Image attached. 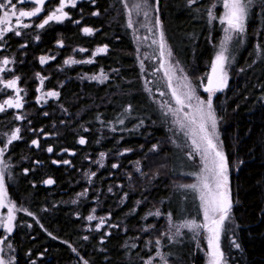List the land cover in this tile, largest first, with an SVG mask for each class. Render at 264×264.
Segmentation results:
<instances>
[{
	"label": "trees",
	"instance_id": "obj_1",
	"mask_svg": "<svg viewBox=\"0 0 264 264\" xmlns=\"http://www.w3.org/2000/svg\"><path fill=\"white\" fill-rule=\"evenodd\" d=\"M207 1L157 0L156 13L175 61L195 78L208 71L222 31L217 23L208 21ZM114 4L112 0L81 1L68 8L69 18L36 31L37 39L29 36L21 50L16 48L24 40L6 37L20 61L15 73L29 91L31 113L20 125V138L8 144L5 154L8 193L31 213H19L10 236L13 264H143L155 248L146 249L150 234L142 235L141 230L152 224L155 230L162 229L169 214L173 221L191 216L189 211L198 214L194 192L184 193L176 186L187 179L179 170L192 172L187 158L166 141L161 111L141 82L133 37L124 27L123 16H115L119 5ZM85 27L94 32L85 34ZM58 41L63 42L61 47L56 46ZM100 45H106L108 51L95 62L66 68L62 78L54 71L75 54L74 48H85L89 55ZM235 48L231 88L214 101L232 170L231 225L235 245H239L226 250L231 264H264V0L253 3L244 42ZM47 53L56 58L48 64L51 77L46 87L62 84L57 100L39 106L34 102V76L44 72L38 57ZM101 69L111 72L107 80L99 83L89 78ZM141 123L143 127L134 129ZM18 124L13 110L0 112V145ZM38 130L45 137L36 135ZM36 138L38 147L31 144ZM153 146L159 148L151 152ZM121 150L126 151L119 160L121 166L125 161L142 160L152 169L145 182L136 180L125 193L116 188L119 179L112 174V165L118 160L110 157ZM99 153H106L108 161L98 170L91 167L96 171L95 186L87 198L77 200L85 188L83 173ZM125 177L120 176V181L129 187ZM47 179L54 183L45 184ZM94 198L102 213H109L125 230L117 228L108 235L85 230ZM157 210L158 217L154 215ZM169 255L175 264H203L200 253H194L187 242L170 246Z\"/></svg>",
	"mask_w": 264,
	"mask_h": 264
},
{
	"label": "rangeland",
	"instance_id": "obj_2",
	"mask_svg": "<svg viewBox=\"0 0 264 264\" xmlns=\"http://www.w3.org/2000/svg\"><path fill=\"white\" fill-rule=\"evenodd\" d=\"M81 1L90 0H76L75 6ZM112 1L115 4L119 5V8L115 9V16H123L124 27L133 37V44L137 56V65L140 68L141 82L143 84L144 90L149 94L157 109L161 111L162 118L160 120V123L167 132L166 141H168L169 144L175 148V150H177L187 158L186 165H188L190 167V171H192L190 173H186L184 170H179V174L182 175L184 179L185 177H187V179L183 180L182 178H180L183 181L177 182L178 184L176 186H178L179 190L184 193L194 192L196 196L194 206L198 208V214L195 213L194 210L193 212L189 211V214L191 216L185 215V217L179 221H173L171 219V215H166L165 223H163L164 227L162 229L155 230V226L154 224H152L150 227L140 231L142 235L150 234L149 238L147 237L148 244L145 246L146 249L149 251L150 249L155 248L154 253H152L147 259H145L143 264H162V260H166L167 264H175L170 258L169 247L180 246L183 245L184 242H187L188 245L192 246L194 253H200L203 259V264H212L213 249L208 244V239L212 235V233L208 231V228L215 227V225H213L211 221H219L221 215H225V219H223L222 223L219 224L218 244L220 251L223 253L221 264H231L228 256L229 253H227L226 248L229 251L231 248H235L236 245L233 232L234 226L233 224L231 225V209L234 204V195L231 188L232 170L228 159L226 158L228 178L227 189L228 199L231 207L226 214L220 212H209L210 219L206 220L204 216V208L202 206L203 202L200 199L201 192L199 188L193 191L189 188H184L181 186L193 183L200 185L201 177L207 176L208 184L210 185V187L213 189V191L217 190V177L211 171L212 153L211 150H204L206 144L202 140L203 133L200 131L199 124L201 123L202 113L206 114L208 111H211L214 114L216 121L215 127H212V123L210 120H207L205 127L207 128L208 133L211 135L213 143L217 145V150L222 151L225 155L222 142L223 133L220 129V112H218L214 101L216 100V97L218 95L225 94V92H227V90L231 88L230 79L234 73L233 60L237 55L235 46L243 44L245 39V31L240 34L232 32V39L230 41H225V36L227 35L225 29L228 28V25L226 22L222 23L220 19L225 12L223 0L207 1L209 5L206 10L208 21L213 24L217 23L221 27L222 31L221 37L218 40V43L215 45L212 62L208 71L198 78H195L191 77L188 72L184 68L180 67L175 61L174 50L171 48L170 44L167 43L164 37L165 30L159 20L158 12L156 13V10H158L157 0ZM0 3L7 4V0H0ZM12 3L16 5L17 16L19 14V11H31L34 7H36V5L31 2V0H26V2L23 4H21L19 0H12ZM59 7L60 0H45L43 11L39 15L35 17H19V23L17 22V17L9 15V23L6 25H0V27H4L6 29L3 33L2 38H0V106L4 107V111L13 110L16 120L19 123L10 132L5 134L6 141L3 145H0V148H5L2 159L4 161V164L6 165L5 187L7 189L5 206L0 208V217H6L8 201H11L17 209L14 213L15 219L13 221L12 232L9 233L5 228H0V241H3V243H0V249H2L0 250V257L3 258L4 264H13L15 261V256L13 253L14 248L11 245L10 236L15 230L19 213H25L29 215L28 211L18 202L13 200L8 193L7 177L9 163L5 158L8 146L7 141L17 128L20 129V132L18 133V135H20V133L22 132L20 125L25 120H28V117H30L31 115V113L28 111V106H30V103L27 99L29 91L23 86V84H21V76L15 73L16 64L20 61L17 52L10 49L6 37L8 35H12L13 37L24 40V42L16 48L17 50H21L23 47H25V40L29 36L37 39L35 33L36 31L42 29L38 27V25L43 23L48 15H50L52 11H55ZM71 7H73L71 3L66 2L63 11L68 14L67 18L70 17L68 8ZM115 8L117 7L115 6ZM4 12L10 13L11 7L8 6L5 9H0V17H3ZM209 12H212L213 14L211 19L209 17ZM57 15H60V13H57ZM67 18H64L62 21H50L48 24L63 22ZM23 24H28L29 27L24 28L22 26ZM8 28L12 30L8 31ZM17 31H19L20 35L15 34ZM161 31L163 32V49L161 48L160 42ZM93 32L94 30L92 31V33ZM62 45V41H58L56 43L57 47H61ZM104 46L106 45H100L93 48L89 55H86L87 50L85 48L76 47L74 48L75 54H72L64 59L62 65L57 67L54 71L59 72V77L62 78L66 75V68L83 63L91 64L95 62L97 56L105 55L107 53L108 47L106 52H97V49L103 48ZM175 47L179 48V46ZM80 49H84L85 51H80ZM222 50L223 55L226 57L223 63V67L221 69V67L217 65L216 71L213 72V65L217 64L216 56ZM21 53L22 51H20V54ZM76 53L81 54L82 57H79V55H77ZM41 57L47 58L46 62L41 63ZM55 58V54L53 55L49 53L38 57L44 71L42 73H36L34 76V80L36 81L34 87V102L39 106H45L50 100H57L59 98V87L62 84L61 82H58V85L55 88L46 87V82L51 77V69L48 64ZM5 60H8L9 62L5 64ZM70 60L76 62L66 63V61ZM110 73L111 72H105L103 71V69H101L100 71L93 73V75L90 74L89 78L92 77L91 79H94L99 83H103L109 78ZM213 79H215V81L218 83L219 88L217 90L207 91V86ZM9 81H15L14 87H8ZM49 92H55L58 95L49 96ZM178 97L179 102L177 99ZM209 100L211 101V109H209L208 107ZM8 101L12 102L13 107L8 106ZM17 102H19L22 107H15L14 105ZM30 124L31 123L28 122V125ZM143 125L144 124L142 123L137 124L134 129L136 128L138 130L143 127ZM38 134H42L44 136L41 130H38L36 132V135ZM34 140L37 141V144H31L35 147H38V138ZM193 140H196V142L200 144L201 147L197 148L196 144H193ZM158 148L156 146L155 148H153V150H151V152H155V150H157ZM68 154L71 153L68 151ZM123 154H126V151L121 150L114 156L110 157L118 160V162H115L112 165V174H116V178L119 179V181L117 180L116 188L118 192L125 193V188H132L135 183L137 184L138 181L136 182V180L141 179V181L145 182L150 174V170L152 169H148L146 166H144L142 160H136L135 162L125 161L121 166V162L119 160L122 159L121 157ZM108 158L109 157L106 153H99L96 158H93L88 168L83 173V177L85 178V188L82 189L77 195V200L87 198L90 195L91 188L95 186L93 180L95 178L96 171L91 169V167L97 166L98 170V168L106 165ZM147 159L148 156L145 158V160ZM206 168L207 170H205ZM123 174L124 176H126L125 178L131 183L129 187L126 186L124 181H120V176H122ZM219 191H223V189L221 188L219 189ZM123 196H125V194H123ZM93 202L95 205L85 218L86 231H101L105 235H108L112 230L117 228L125 230V227L121 225V222L119 224L117 222H114L109 213H102V209L100 208V204L97 198H94ZM183 209L184 208H180V212H183ZM156 212L157 211H155L154 213ZM160 215L161 214H159L158 216ZM89 216H93L94 219L89 220ZM186 221H195L198 225H207V227H200L194 230L187 227H182V225ZM139 238L144 237L139 236ZM157 241H159V243H157ZM8 245H11V247H8ZM157 253H160V255H157Z\"/></svg>",
	"mask_w": 264,
	"mask_h": 264
},
{
	"label": "snow or ice",
	"instance_id": "obj_3",
	"mask_svg": "<svg viewBox=\"0 0 264 264\" xmlns=\"http://www.w3.org/2000/svg\"><path fill=\"white\" fill-rule=\"evenodd\" d=\"M21 4L25 3L26 0H19ZM31 2L36 5L31 11H19V14L17 16V10L16 5L12 3V0H7V4L0 3V9H5L6 7H11V12H4L3 17H0V25H6L9 23L8 16L11 15L13 17H17V22L19 23V17H35L39 15L43 11V6L45 4V0H31ZM66 2L71 3V5L74 7L76 4V0H60V7L57 8L55 11H52L50 15L43 21V23L39 24L38 27L43 28L45 25H47L50 21H62L64 18L68 17V14L63 11ZM195 0H189V3H194ZM255 0H223V6L225 8V12L223 16L220 18L221 22H226L228 25V28L225 29V32L227 35L225 36V41H230L232 39V32H235L237 34L243 33L245 31V24L248 19L250 9L253 5ZM57 13H60V15H57ZM94 15H98V13H93ZM213 14L212 12H209L210 19L212 18ZM76 23H79V21H76ZM24 28L29 27L28 24L22 25ZM4 27H0V38H2L3 33L5 32ZM8 31H11L12 29L8 28ZM92 29L90 28H84L83 32L87 34L92 33ZM16 35H20L19 31L15 33ZM161 48L164 47V41H163V32L161 31ZM38 38V37H37ZM80 51H85L84 49H80ZM107 46H104L103 48L97 49V52H106ZM54 58V57H53ZM45 57H41V63L46 62ZM226 57L223 55V50L217 54L216 56V62L217 64L213 65V72L216 71L217 65H219L222 69L223 63L225 61ZM9 61L5 60L4 63L7 64ZM69 62H76V61H66V63ZM90 62V61H89ZM95 78V77H94ZM211 83V81H210ZM15 81H9L8 87H14ZM49 96H55L58 95L55 92H49ZM179 102V97L177 98ZM8 106L13 107V104L11 101H8ZM15 107H22V105L17 102ZM208 107L211 109V101H208ZM5 109L3 106H0V112H3ZM22 118V117H21ZM207 120H210L212 123V127H215V116L211 111H208L206 114L202 113L201 115V123L199 124L200 131L203 133L202 140L205 142L206 147L205 151L211 150L212 153V173L217 177L216 181V191H213V189L208 184L207 176L201 177V184L198 185L196 183L189 184V185H183L181 187L189 188L193 191L197 190L199 188L201 195L200 199L203 202L202 206L204 208V216L205 219H210L209 212H220L223 214H226L231 207L229 199H228V189H227V162L226 157L222 151L217 150V145L213 143L211 135L208 133L207 128L205 127V124ZM20 132V129L17 128L12 133L11 137L8 139L7 143L11 144L12 141H15L19 139L18 133ZM81 144L85 143L83 139L79 141ZM33 144H37V141H32ZM193 144H196L197 148H200L201 145L196 142V140H193ZM154 148L156 146H153ZM49 152L52 151L51 148L48 149ZM5 152V148H0V208L5 206V200H6V193L7 189L5 187V167L4 161L2 159ZM103 155V154H102ZM64 163H68V161H65ZM115 167V165H114ZM207 170V168L205 169ZM27 171V170H25ZM10 176V173H9ZM47 184L54 183L53 180L49 179L45 181ZM223 189V191H219V189ZM15 205L8 201L7 204V215L6 217H0V228H5L7 232L11 233L13 230V221L15 219V211H16ZM23 210V209H21ZM153 214V213H150ZM159 211L157 210L154 215H159ZM31 215V213H29ZM170 215V214H169ZM89 220L94 219L93 216L88 217ZM223 219H225V215H221L220 220H212V224L215 225V227H209L208 231L212 233V235L208 239V244L212 247V264H221V259L223 257V253L219 249L218 244V237H219V224L222 223ZM175 227V226H173ZM182 227H187L189 229H197L200 227H207V225H198L195 221H186ZM178 231V229H177ZM87 239V237H85ZM0 243H3V241H0ZM159 243V241H157ZM239 247V245H236ZM8 247H11V245H8ZM2 250V249H0ZM157 255H160V253H157ZM0 264H4V260L2 257H0ZM162 264H167L166 260H162Z\"/></svg>",
	"mask_w": 264,
	"mask_h": 264
},
{
	"label": "water",
	"instance_id": "obj_4",
	"mask_svg": "<svg viewBox=\"0 0 264 264\" xmlns=\"http://www.w3.org/2000/svg\"><path fill=\"white\" fill-rule=\"evenodd\" d=\"M219 88L218 83L213 79L207 86V91L217 90Z\"/></svg>",
	"mask_w": 264,
	"mask_h": 264
}]
</instances>
